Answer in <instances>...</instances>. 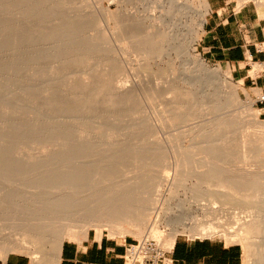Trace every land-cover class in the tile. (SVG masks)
Segmentation results:
<instances>
[{
    "label": "rangeland",
    "instance_id": "1",
    "mask_svg": "<svg viewBox=\"0 0 264 264\" xmlns=\"http://www.w3.org/2000/svg\"><path fill=\"white\" fill-rule=\"evenodd\" d=\"M183 1L199 10L202 0ZM236 1L239 10L241 7ZM207 2L209 5V0ZM248 3L255 4L264 17V5L259 6L254 1ZM103 8L111 9V13L118 9L116 5L110 6L108 0H0V241L22 238V226H29L31 229L40 227L47 220L46 209L52 201L61 200L74 190L60 180L68 173L70 178L65 179L70 184L74 172L71 169L76 170L77 167L74 164L75 168L73 165L69 166L70 155L63 150L66 148L64 123L67 118L64 117V112L67 110L69 113L66 108L71 103L78 114L83 112L80 127L84 126L79 130L85 134L82 133V141L87 142L82 144L90 147V151L84 148L82 152L86 151L87 154L81 153L82 158L79 160L92 163L91 166L77 167L82 177L76 172L75 177L84 178L85 171L89 169H93L95 177L104 176L106 179H113L110 177L111 172L116 176L126 173L124 176L135 179L126 188H132L135 182L147 180L148 182L142 183L147 191L152 188L153 179L158 180L168 174L171 183L160 187L164 195L161 204L165 206V199H173L171 205L175 212L185 213L183 224L186 225L187 232L177 237L209 238L222 240L227 244H238L243 251V263L254 264L256 259L248 243L255 238L246 243L231 241L221 234L207 237L200 233L211 228L218 232L224 229L233 232L237 229L235 219L250 220L249 216L264 214V194L257 195L261 191L264 193V128L250 125L247 128L249 132L245 130L243 133L236 124L227 135L224 132L220 136L219 132L216 134L220 122L230 115L243 112L245 108L236 106L238 108H231L228 112L217 109L215 104L210 103L193 86L179 79V62L174 64L172 57L168 56L154 60L145 56L148 47L146 49V45L137 39L134 29H128L123 37L129 39L130 36L134 43L129 39L127 47V42L123 39L119 44L117 40L122 32L116 30V19L106 15ZM201 32L202 30L198 33L199 39ZM197 44L192 48L194 57L212 68L227 69L231 75L229 82L240 88L241 101L252 103L253 110L264 122V115L259 111L253 95L258 96L259 91L243 86V82L233 75L227 64L211 61L201 55ZM137 46L143 50H139ZM117 86L130 89L131 93L126 94V102L123 101V104L116 92ZM76 93L79 97L82 96L78 97V101L74 98ZM90 94L96 101L93 99V102ZM17 101L19 104L22 102L23 107L17 106ZM176 108L181 111H175ZM22 115H28L29 118L26 122H21L23 128L18 125V117ZM187 116L188 119H185ZM38 127H44L45 130ZM35 128L37 132L41 131L39 134L47 131L44 136L39 135L43 138H37ZM85 136L89 137L88 140ZM253 136L256 137L255 140L251 138ZM209 167H212V171H218V174L230 172L231 181L236 176V187L229 183L231 181L228 183L234 189L229 184L227 188L216 187L213 181L216 176L213 178V173L209 176L213 179H208L211 172ZM104 169L110 170L109 176V172H106L108 177L104 174ZM100 171H104V175ZM207 172L208 175H205ZM224 174L222 177L227 184V179H230ZM119 176L114 177V185H121L123 175ZM242 177L245 178L244 181ZM77 178L76 181L74 176L72 179L78 183L81 179ZM117 179L119 184L115 183V180L118 182ZM72 182L71 185L76 184ZM141 182L139 185L134 184V188H142ZM156 182L153 184L156 185ZM244 184H251L253 187ZM69 187L72 191H69ZM134 188L132 190L135 192ZM235 188L239 191L234 194L238 201L231 198L233 196L230 197ZM171 189L176 193L171 194ZM216 192L234 200L233 204L231 200L230 204H224L221 199L216 204L211 202V195ZM254 192L257 198L260 196L258 199L254 197ZM250 195L254 199L249 200ZM179 201L186 202L185 212H181L179 206L182 204ZM250 201L253 203L246 206ZM110 220L102 221L100 231L92 228L89 233L140 240L131 233L117 230V222L113 224ZM81 224L82 222L77 225L78 232L83 230ZM159 227L167 234L175 231L168 223L162 222ZM67 240L80 239L71 236L65 241ZM262 246L264 244L261 245L264 249ZM10 253L28 255L17 251ZM0 258L4 259L3 256Z\"/></svg>",
    "mask_w": 264,
    "mask_h": 264
},
{
    "label": "bare ground",
    "instance_id": "2",
    "mask_svg": "<svg viewBox=\"0 0 264 264\" xmlns=\"http://www.w3.org/2000/svg\"><path fill=\"white\" fill-rule=\"evenodd\" d=\"M250 1H254L259 6L264 5V0H238V3H239V6L242 7ZM108 3L110 6L116 5L118 7L117 11H115L114 13H111V9L103 8V10H104V13H106V15H111L116 19V22H117L116 30H119V31L121 30L122 32V36H119L117 40L119 44H121V42H123V39H125L123 37H125V34L127 33L128 29L131 28L130 31L134 29L133 33H135V36L137 37V39L146 45V49L148 47L146 51L147 55L144 53L145 56L151 57L153 60L154 58H163L165 56H168V57H172V62H174V64L175 62H179V65L181 68L180 69L181 74L179 76L180 77L179 79L184 81L185 84H189L193 86V88H195L197 92L203 94L210 101V103L215 104L214 106L218 107L217 109L220 108L221 110L228 112L231 108H235L236 106H241L242 108H245L243 112H238V113L235 112L236 114L230 115V117L225 119V121L220 122V124L216 128L217 129L216 134H218L219 132V136H220V134L224 132V135H227V132H229V130H231L236 124L238 125L237 126L238 130L242 132L247 130V128L250 125L261 126L264 128V122L259 119L257 112L253 110L252 108L253 104L250 102H245V103L244 101L242 102L240 95H239L240 88L232 85L229 82V80L231 79L230 72L223 67L222 68H212L204 61L197 60L192 53V48L198 42V39H199L198 33L199 31L203 30L204 24L206 22V17L209 13V5H208L207 0L201 1V7L199 10L198 8L196 9L193 6H191L192 4L189 5L187 2L185 3V1L183 0H108ZM133 33L131 32V34ZM129 39H131L130 36H129ZM129 39L127 38L125 39L127 44H125V40L123 43L127 47H129V43H130ZM131 42H132V39H131ZM136 42H139V41H136ZM132 43L130 45H132ZM145 45L143 46V49L145 48ZM132 46L135 47V45H132ZM137 47L139 50H143V49H140L139 46ZM131 50L133 49L131 48ZM148 51H149V54H148ZM144 52H145V49H144ZM144 54H143V57L145 58ZM254 65L256 64H253V67ZM260 71L261 70H258L257 72H255V69L253 70V72H255L254 74H258ZM115 88H116L117 94L120 95L121 97L120 98L121 100L119 99V97L118 99L120 100V103L122 101V104H123V101L126 98L125 97L126 94L130 95L131 93L130 89L125 88V86H122V87L117 86ZM117 94L115 95V97L117 96ZM74 95H75L74 98H77V101H78L79 94L76 93ZM129 95H127V99H129ZM84 96H86V94ZM89 96H91V94ZM70 98L72 99V96ZM93 99L95 100L94 97L92 98V100ZM119 100L117 102H119ZM80 101H79V104H80ZM21 103L19 104V102L17 101V106L19 105L21 107L23 104ZM174 104L175 102L173 103V105ZM74 105L76 106L75 103ZM173 105H172V108L176 104L174 106ZM67 106L68 107L66 109L69 110V113L66 109H65L66 112H64L65 113L64 117L67 116V118L65 117L66 122L64 121L65 122L64 126H65V131H66L65 132L66 138L64 137L66 140V144H65L66 148L64 147L63 150L66 151L68 155H70L68 156L66 154V156L71 158V159L67 158L69 162L71 163L70 164L68 162L70 164L69 166L73 164L79 168L82 166L83 167L91 166L92 165L91 162H84V161L79 160L82 158L80 157L81 153L83 154L86 152V151L82 152L84 148L90 151V147L89 148H87L88 146L85 147L87 144H85V146L82 144L84 141L85 143L87 142L86 140L82 141L84 138L82 133L84 134V132L81 133V131L79 130V128H82L84 126L83 124V126L80 127L81 126L80 120H82L81 117L83 116L82 114L83 109L81 108L82 113L78 114V111L76 112V110L73 108L71 103L68 104ZM78 107H83V106H78ZM177 110L179 111L180 109L176 108L175 111ZM173 114H176V113H173ZM28 119H29L28 115H22L21 117H18V120H19L18 125L21 128H23V124L21 122H26V120ZM185 119H188V116ZM36 122H38V120H36ZM34 125L36 126L40 124H34ZM41 127L40 128L38 127V128L40 130L42 129L45 130L44 127L42 129ZM36 128H35V132H37ZM38 132L40 133L41 131L38 130ZM38 132H37L38 134L37 138H40L42 136L39 137V135L44 136V134H46L47 131L45 133L44 131H42L43 134H39ZM247 132L249 131L247 130ZM216 134L214 133V135ZM245 135H248V134H245ZM251 138L255 140L256 137L253 136ZM227 139L229 140L228 137ZM135 148L136 147H134V149ZM86 154L87 152L85 153V155ZM71 160H73V162ZM74 165L73 167L75 168ZM77 167H76V170L75 169L73 170V168L71 169V171H74L73 172L74 180L77 178L74 175L75 172L77 174L79 173ZM70 168L68 171H70ZM211 168H210L211 172H209V175H208V172L205 175H208V179H213L215 176L217 177L219 175L217 177L218 178L217 181H216V177L215 179H213V181H215L214 185L216 187L218 188L226 187L227 188L229 183L235 185V180L237 179H234V178H236V176L232 178V181H234L232 182L231 178L229 177L230 172L229 174L225 173L226 176H228L230 179V180L227 179V184H226L225 178L222 177L224 173L218 174L217 173L218 171L216 172V170L214 169L215 173L217 174L216 175L213 172L214 170L212 171ZM106 172L107 173L109 172L108 173V176H109L110 170L109 171L105 170V173L104 171L103 172L100 171V173L102 174L104 173L107 176ZM93 173H94L93 169H89L85 171L84 178H79V177L77 178L79 180L81 179V181L80 182L78 181V183L74 182V180L72 179L73 176H71L72 178L70 179V184L68 182L69 180L68 181L66 180L67 177L68 179L70 178V175L67 176L68 173H66L67 174L65 177L66 179L62 177L66 181L64 180L65 181L64 182L63 179H60V180L64 184L66 183L65 185L72 186L73 187L72 189L74 190L72 191L71 187H69V191L71 190L72 192L68 196H65L61 200L52 201V203L46 209L47 210L46 212L47 220L45 221V223L41 224L40 227L38 226L35 229H31V227L29 226H26V228L22 226V228L20 229L21 231L20 234L23 235L22 238H13V239L8 238L6 240L0 241V256H3L5 259L10 252L17 251V252H22V253H26L30 255L32 259V264H59L61 249L67 237L72 236L80 240H81V236H83V238H87L89 235L90 229L95 228L98 231H100L102 228L101 223L102 221H105L106 219H109V220L113 219V221L110 220V222H112L113 224L115 221L117 222L116 223L117 225L115 227L117 230L119 231L121 230L125 233H131L135 235L136 237H138L140 240L148 237V238H155L161 243L164 242L165 244L164 243L162 244L167 251H170L173 248L175 244V240L179 234H183L187 232L186 227H185L186 225L183 224L185 213L178 214V212H175L174 208L171 205V201L173 199H165L166 200V201L164 200L165 206L161 204L164 195L160 187L171 183V179L168 174H165L163 177H160L159 179L157 178L158 180H156L155 178L157 182L153 179V182H156L157 184L154 185L155 183L153 184V182L152 183L150 182L151 185L153 186L150 190L148 189L149 191L148 190L146 191L147 188L146 186H144V184L142 185V183L146 182L147 180L144 182H141L139 180L141 182L140 185H142V188L145 187V190H142V188H139L138 186H136L137 184L139 185L140 182L139 183L135 182L134 184H136L135 185L136 189L134 188V184H132L133 185L132 188L135 189V192L137 190V192L135 193L134 190H132V188H130L129 186H127L126 188L127 184H131L133 182L132 180H135L133 178H128L124 176V174L126 173H122L121 175L123 176L120 175L122 177L123 184L122 183L121 185L119 184L120 181H118V179L121 180V178L117 179L118 182H116L115 180V183L119 184L120 186L113 184L114 177L119 176V175L116 176L117 174L113 175V172H111L113 176L112 175L110 176V177H113V179L109 178L108 176L107 177L109 179L108 178L106 179L104 176L102 178H97L95 177V175H93ZM210 174L213 176V178H210L211 177ZM220 174H221V177H220ZM237 178L241 179V177L239 176ZM208 179H205V181ZM244 179L245 178H243V181ZM71 180H73V182L76 184L71 185V182H72ZM228 181H231V182L228 183ZM238 182H239V179H238ZM63 183L62 185H64ZM224 183L227 186L226 185L224 186ZM248 185L251 186V184H248ZM256 185H259V184L257 183ZM230 187L232 186L230 185ZM230 187L229 189L232 190ZM252 187L253 186H251V188ZM253 189H250V190L252 191ZM235 190H233L234 193H232V195L230 194V197L233 196L231 198L238 201L236 199L237 195L236 196L234 195L238 191V188H235ZM175 193L176 192L174 190L171 191V194H175ZM255 193L256 192H254V197H256L257 195L263 196L264 194L262 191H261V194L258 193L256 195ZM211 196H212L211 202H213L214 204H216V202L220 199L224 201V204H227L230 200H231L230 202H232L233 204V201H234V200L232 201L231 198H228L229 199L228 200L226 198L227 196L224 197L219 192L213 193ZM250 196L248 197V199L249 198L254 199L253 195H250ZM248 199L246 200L247 202L251 200V199L249 200ZM257 199L256 201H258ZM226 200L228 201L226 202ZM244 201L245 200H243V202ZM179 202H181L182 204L179 206V208L181 209V212L182 211L185 212L187 210L186 202L185 201H179ZM230 202L228 204H230ZM250 203L251 201L248 204L246 203L247 204L246 206H248ZM255 207H258V206H255ZM38 211H41V210L39 209ZM260 211H263V209H261ZM35 215H37L36 212H35ZM43 215H45V213ZM249 218L250 220L244 219V221H239V218L238 220L235 219V223H236L235 225H237V229L236 231H233V232H230L226 229L218 232L215 229L211 228L209 230L204 229L205 231H201L200 234L205 235L207 237L208 235L213 236L216 234H221L222 236L229 238L231 241H235V242L236 241L237 242L246 241V243L248 242V240L250 241L251 239H254V238L255 240L258 239V241L253 240L251 243L249 242L248 244L251 247V251L256 259L254 264H264V249L261 248V245L264 244V214L258 213V215L249 216ZM81 222H82L81 225L83 227V230L81 232H78L76 228L79 227V226L77 227V225L78 223L80 224ZM162 222L168 223L169 225L173 226L175 228L174 229L175 231L170 234H167L166 231H162L159 227V224ZM119 225H122V226H119ZM19 227H21V225ZM118 227H121V229ZM28 228H30V230H28ZM17 231H19V229Z\"/></svg>",
    "mask_w": 264,
    "mask_h": 264
},
{
    "label": "crops",
    "instance_id": "3",
    "mask_svg": "<svg viewBox=\"0 0 264 264\" xmlns=\"http://www.w3.org/2000/svg\"><path fill=\"white\" fill-rule=\"evenodd\" d=\"M209 9L197 50L211 61L227 64L249 90L264 92V74H254L264 69V64L259 65L264 62L260 52L264 48V17L260 9L247 3L238 10L236 0H209ZM253 63L255 72L251 70ZM256 105L264 115V104ZM98 235L89 233L87 238L65 241L59 264H123L126 245L133 240ZM167 257L169 264H244L240 245L209 238L179 236ZM0 264H32V259L10 253L0 258Z\"/></svg>",
    "mask_w": 264,
    "mask_h": 264
},
{
    "label": "built area",
    "instance_id": "4",
    "mask_svg": "<svg viewBox=\"0 0 264 264\" xmlns=\"http://www.w3.org/2000/svg\"><path fill=\"white\" fill-rule=\"evenodd\" d=\"M260 52L264 53V48ZM253 64L251 70H254ZM261 64H264V62L259 63V65ZM259 73L264 74V70ZM256 104H264V92L256 97ZM168 254L169 251L165 249L160 241L147 237L127 243L123 264H169Z\"/></svg>",
    "mask_w": 264,
    "mask_h": 264
}]
</instances>
